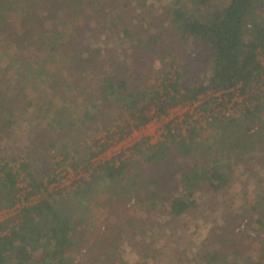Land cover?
Wrapping results in <instances>:
<instances>
[{
	"label": "trees",
	"instance_id": "trees-1",
	"mask_svg": "<svg viewBox=\"0 0 264 264\" xmlns=\"http://www.w3.org/2000/svg\"><path fill=\"white\" fill-rule=\"evenodd\" d=\"M117 1L107 9L97 0H0V58L9 72L0 81V127L13 146L0 166V209L16 203L21 174L27 196L40 194L0 222L10 227L0 235V264H181V245L144 239L147 214L130 231L141 260L123 258L115 241L133 226L126 205L151 209L158 225L169 221L173 239L188 227L184 218L203 214L206 195L223 197L229 215L189 245L183 264H264V181L238 204L228 202L235 183L244 187L242 169L264 151V0H170L166 9L157 0ZM10 8L23 13L19 28L3 29ZM45 14L59 23L44 21ZM167 28L172 35L158 40ZM157 60L163 75L148 83ZM175 62L178 68H168ZM208 91L223 96L200 103L198 110L211 115L204 126L187 113L184 131L168 122L157 142L139 140L129 156L93 164L113 133L88 142L90 128L108 131L123 111L141 126L152 107L162 114ZM236 93L241 106L214 112ZM82 141L84 149L72 153ZM70 168L88 176L73 191L49 186Z\"/></svg>",
	"mask_w": 264,
	"mask_h": 264
},
{
	"label": "rangeland",
	"instance_id": "rangeland-1",
	"mask_svg": "<svg viewBox=\"0 0 264 264\" xmlns=\"http://www.w3.org/2000/svg\"><path fill=\"white\" fill-rule=\"evenodd\" d=\"M170 0H157V5L161 4V6L163 8H167L168 2ZM222 1H228V0H222ZM123 2V1H122ZM122 2H119L117 0H97L96 5L99 7L102 4H106L107 5V9H109L110 7H118L120 6V4H122ZM208 12V9L205 10V13ZM23 15V13L15 8H10L9 9V14L4 18V23H3V29H7L9 27V29L11 30L12 26L14 25V29L17 25V19L21 18ZM149 15V12H144L142 14V17L140 18V22L142 21V19L144 17H147ZM6 19V20H5ZM50 17L47 16V14H45V20L48 22L50 21ZM52 20V25L53 22L54 25L57 23H59V18L55 20ZM51 22V21H50ZM139 22V23H140ZM18 27V25H17ZM19 28V27H18ZM136 29H138V31H141V27L137 24ZM172 32L170 29H165L164 31H162L159 35H158V40H163L164 38L171 36ZM189 44H191V41H189ZM189 53H191V51H187L186 55H189ZM261 60L264 62V51L261 53L260 55ZM4 62L5 59L4 57L0 58V81H5L7 75L9 74L8 70L5 68L4 66ZM164 64V62L162 61H156L153 64V68H152V72L150 77L147 79L148 83H159L160 79L162 77V73H160L159 68L160 66H162ZM178 64L175 62L173 64V66H169L168 68H175ZM178 68V66L176 67ZM199 75V77H202L203 72L202 71H197V73ZM193 77L192 73H188L187 79L191 80V78ZM194 83V81H190V84L192 85ZM0 86L2 87V85L0 84ZM54 91V90H52ZM223 96V94L220 92H215L212 93L210 91H208L207 94L205 95H201L200 96V100L195 101L194 103H186L183 105H178V106H174V107H170L166 110L165 113L162 114H156L155 113V107H152L150 109V114H152L151 120L141 126H135L134 125V121L133 119L130 117L126 111H123L121 113L117 112L116 113V118L114 119V124L108 129V131L106 129L103 130H92V128H90L89 132L90 137L88 138V142H92L94 140H98V142H104L105 140H107L106 138L108 137L107 135L112 134L113 136L110 137L108 139V142L110 143L109 146L99 155L94 156L92 158L93 164L96 165L99 162L111 158L113 156H117L120 152H123V156H129L132 153V149L130 148L133 144H135L136 142H138L139 140H146V143H154L157 142L159 139L163 138V134L166 131V127L165 125L168 122H172L173 126H175L176 128H180L182 131H184V127L182 125L183 120L185 118V115L187 113H190L192 115V120L198 119L200 120V124H202L203 126L206 123V116H211L208 112L206 113H201V111L198 110L200 103L205 100L206 98H213V97H219L218 99H222L221 97ZM225 98V96H224ZM242 99L243 96L241 94H235L234 96H232V100L226 104L227 107H222L221 105H219V107L217 105H215V111L214 112H218V114L220 115H224L223 113L226 111L232 112L234 109L238 108V106L242 105ZM119 125H122L123 131H118V127ZM28 126L27 124H25V127ZM108 132V134H107ZM18 133V131H17ZM26 137H31V135H29L28 133L26 134ZM12 134H6V132L4 131V128L0 127V162L3 163L5 161V159L11 154L9 152H11V150L9 149L10 147H13L10 145V140L12 139ZM19 138V137H18ZM17 138V140H18ZM20 141V145L23 146V142L22 140ZM84 142H78L77 144H75L74 150L72 151V153H75V150H83L84 149ZM17 152H19V148L15 149ZM9 153V155H7ZM262 155V157H264V151L262 150L260 152V154L256 157V159H252L251 161L247 162V165L249 168H243L242 170H244V174L242 175V179L245 181L244 187H240L238 183H235L234 185V189L236 190V193L233 194L232 198L228 200V202H232L233 205H236L240 202V200H242V198H244L246 196V194H250L254 187L257 186V180L262 179L264 181V158L262 159H258V157ZM52 160H56L52 157ZM18 163H16L17 165ZM245 166V165H243ZM68 171L62 170L60 174H58V176L62 175L59 181L56 182H52L50 184V186H59V187H63L62 189L64 191H73L74 188L76 187L78 181H81L83 178L88 176V171H86L83 168H79L77 170L75 169H67ZM53 169H50V171L48 172H52ZM254 171L256 172V174L254 176L250 175V172ZM42 175L44 176L45 174H47V171L42 170ZM46 176V175H45ZM208 195H206V201L205 203H207V205L205 206V211L203 212V214L201 215H196L194 217H192L191 219L189 218H184L187 223H188V227H184L183 230H179V234L178 236H175L173 239L171 236L167 237V233L169 232V226H170V222L169 221H164V223H162V225H158V217L157 214L152 211L151 209H142V208H138L135 207L133 205H126V214H125V218L126 219H131L132 222V228L129 229V235L124 238V239H118L115 241V243H118L121 248L123 249V258L129 262H134V261H138L141 260L140 256H141V252L138 251L135 247H134V243H135V238L133 236V234L130 232L131 229L135 228L138 224L139 221L145 217V215H150V219L146 222V226H147V232L144 233V239L147 241L148 240V236L153 235L157 241V244L160 245L163 242H167V241H174V244H178L181 245L183 248H185V253L186 257L184 260H181V264H183L188 258H189V253H190V249L194 246V242L197 240H200L203 238V236L209 232L210 227L212 226V224L217 223V222H223L225 221L228 217L229 214L225 213V211H227L229 208H223V206L225 205L224 202V198L220 196V198H214V199H210L209 200ZM100 213H102L103 215H106V210L104 209H100L99 210ZM187 215V214H184ZM9 216V215H8ZM8 216L2 218L0 220L3 221L4 219H6ZM245 225V223H244ZM103 227V226H102ZM168 229V230H167ZM4 230L2 228H0V233H2ZM185 231V232H184ZM166 233V235L164 237H167L168 240L166 238L162 239V234ZM184 232V233H183ZM189 245L191 248H189ZM189 248V249H187ZM142 249L145 251L146 247H142ZM229 249L232 250V246H229ZM252 253H255L256 250L251 249ZM145 258L148 260V262L153 263V258L154 256L151 254L149 255L148 253L145 254ZM146 260V261H147ZM145 261V262H146Z\"/></svg>",
	"mask_w": 264,
	"mask_h": 264
},
{
	"label": "built area",
	"instance_id": "built-area-1",
	"mask_svg": "<svg viewBox=\"0 0 264 264\" xmlns=\"http://www.w3.org/2000/svg\"><path fill=\"white\" fill-rule=\"evenodd\" d=\"M228 113L229 111H226V114ZM2 164L3 163L0 162V166ZM19 185H20V189L18 191L19 198L17 199L16 203L12 207L0 209V220L8 215L12 216L16 214L17 212L20 211L22 206L26 205L27 203H31L40 197V194H32V195L27 196V191L29 187L27 185V182L23 179V174H21L20 176ZM53 186H50V187L53 188ZM9 228L5 229L2 233H0V235L7 232Z\"/></svg>",
	"mask_w": 264,
	"mask_h": 264
},
{
	"label": "crops",
	"instance_id": "crops-1",
	"mask_svg": "<svg viewBox=\"0 0 264 264\" xmlns=\"http://www.w3.org/2000/svg\"><path fill=\"white\" fill-rule=\"evenodd\" d=\"M8 218V217H7ZM7 229V228H6ZM5 230V229H4Z\"/></svg>",
	"mask_w": 264,
	"mask_h": 264
}]
</instances>
